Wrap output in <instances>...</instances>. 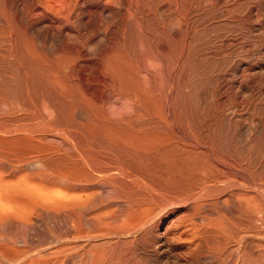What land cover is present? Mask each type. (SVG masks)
<instances>
[{"label": "bare ground", "instance_id": "6f19581e", "mask_svg": "<svg viewBox=\"0 0 264 264\" xmlns=\"http://www.w3.org/2000/svg\"><path fill=\"white\" fill-rule=\"evenodd\" d=\"M0 264H264V0H0Z\"/></svg>", "mask_w": 264, "mask_h": 264}]
</instances>
